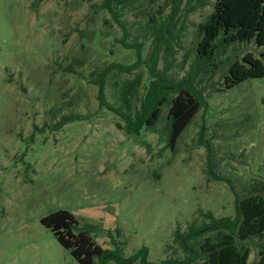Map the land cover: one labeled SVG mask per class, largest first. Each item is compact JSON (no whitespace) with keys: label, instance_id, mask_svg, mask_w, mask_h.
I'll return each mask as SVG.
<instances>
[{"label":"rangeland","instance_id":"rangeland-1","mask_svg":"<svg viewBox=\"0 0 264 264\" xmlns=\"http://www.w3.org/2000/svg\"><path fill=\"white\" fill-rule=\"evenodd\" d=\"M102 1L0 0V264H78L40 223L58 210L92 226L90 235L105 249L114 248L110 232L124 256L145 246L150 261L175 257L172 233L198 209L215 217L235 211L227 183L206 173L205 141L216 175L239 196L254 184L264 188V78L224 88L230 66L247 53L260 58L263 48L216 41L212 65L198 60V26L214 0H182L174 15L169 0H140L121 13L122 26ZM159 6L164 12L157 14ZM137 47L141 63L131 73L112 70L105 99L118 107L123 84L140 78L137 109L157 48V70L167 66L173 81L193 78L206 103L173 151L169 107L156 133L134 138L98 105L93 72L134 64ZM72 114L84 119L58 124ZM255 243L247 242L249 264L258 258Z\"/></svg>","mask_w":264,"mask_h":264},{"label":"trees","instance_id":"trees-1","mask_svg":"<svg viewBox=\"0 0 264 264\" xmlns=\"http://www.w3.org/2000/svg\"><path fill=\"white\" fill-rule=\"evenodd\" d=\"M139 1L103 0L101 8L110 14L118 26H122L121 13ZM156 1L147 0V3L153 4ZM169 1L174 15L182 0ZM160 9L157 14L164 12L162 7ZM148 17L151 21L157 20L151 14ZM198 28L202 35L197 46L198 60L203 62L211 64L213 61L217 49L216 41L223 46L253 41L259 48H263L260 58L247 53L230 66L228 75L224 78L225 90L248 79L264 78V0H214L212 12ZM158 54L156 48L148 68L150 79L137 109L133 108L132 100L140 86V78L123 84L117 92L120 102L118 107L106 101L104 84L106 76L112 70L131 73L141 63L139 47L134 64H110L98 72H93L95 78L92 84L97 87L99 107L121 119L124 124L117 123L116 127L134 138L143 130L156 133L162 108L169 107L167 147L173 151L181 133L206 103L202 93L194 87L193 78L188 76L173 81L166 75L167 66L163 70H157ZM82 119L84 117L77 114L66 115L58 124ZM201 145L206 150L208 177L227 183L234 195L235 211L233 216L215 217L211 211L198 209L196 217L186 228L177 227L172 233L175 257L150 261L149 250L145 246L129 256H124L121 244L114 240L110 232L107 234L114 248L105 249L90 235L92 226L80 225L66 210L55 211L41 218L40 223L78 264H249L251 249L247 242L253 241H256L255 246L258 248V258L253 264H264V188H257L254 184L244 195L239 196L226 178L216 175L209 142L205 141ZM143 146L147 152L150 151L148 143L144 142Z\"/></svg>","mask_w":264,"mask_h":264}]
</instances>
